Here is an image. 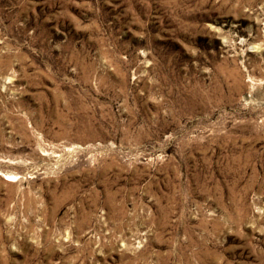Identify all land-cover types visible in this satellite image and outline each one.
<instances>
[{
  "label": "rangeland",
  "instance_id": "374dc122",
  "mask_svg": "<svg viewBox=\"0 0 264 264\" xmlns=\"http://www.w3.org/2000/svg\"><path fill=\"white\" fill-rule=\"evenodd\" d=\"M0 264H264V0H0Z\"/></svg>",
  "mask_w": 264,
  "mask_h": 264
}]
</instances>
